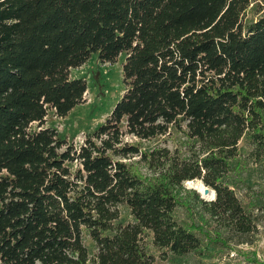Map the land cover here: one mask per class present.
I'll return each instance as SVG.
<instances>
[{
    "label": "trees",
    "instance_id": "16d2710c",
    "mask_svg": "<svg viewBox=\"0 0 264 264\" xmlns=\"http://www.w3.org/2000/svg\"><path fill=\"white\" fill-rule=\"evenodd\" d=\"M93 53L123 54V89L75 146L45 122L82 101L69 69ZM248 159L264 171V0H0V264H154L145 236L163 258L251 243Z\"/></svg>",
    "mask_w": 264,
    "mask_h": 264
},
{
    "label": "rangeland",
    "instance_id": "374dc122",
    "mask_svg": "<svg viewBox=\"0 0 264 264\" xmlns=\"http://www.w3.org/2000/svg\"><path fill=\"white\" fill-rule=\"evenodd\" d=\"M122 61L123 54L119 55L114 62H102L93 53L81 65L70 68V77H81L86 82L82 101L63 117L49 112L45 125L54 127L59 136L64 137L67 142L73 143L75 146L79 145L88 132L94 130L105 120L121 95L123 89ZM127 139L138 142L143 149L161 145L164 140H167L169 145L173 144L170 138L165 136L150 140H138L133 137H127ZM239 147L244 152L248 146L241 141ZM244 161L241 180L238 181L240 186L236 187L235 191L243 207L253 216L257 224V231L254 234L243 237L246 240H252V242L237 245L230 243L225 246L211 243L206 247L202 256L189 254L184 257L167 256L163 258L160 256L161 250L153 247L150 244V237L145 236L143 240L149 252L154 256V264H264V171L251 164L249 159ZM197 182L199 181L188 180L184 184L199 191ZM201 196L206 200L213 198L211 194L207 196L201 194ZM120 211L123 222L131 219L126 206H121ZM83 242L90 253L95 250L93 241L85 232L83 233Z\"/></svg>",
    "mask_w": 264,
    "mask_h": 264
},
{
    "label": "water",
    "instance_id": "95a60500",
    "mask_svg": "<svg viewBox=\"0 0 264 264\" xmlns=\"http://www.w3.org/2000/svg\"><path fill=\"white\" fill-rule=\"evenodd\" d=\"M199 190V188H198ZM200 191V190H199ZM201 194L203 196H207L209 193L212 194L213 193V190H211L210 188H208L207 186H204V188L202 189V191H200Z\"/></svg>",
    "mask_w": 264,
    "mask_h": 264
},
{
    "label": "bare ground",
    "instance_id": "6f19581e",
    "mask_svg": "<svg viewBox=\"0 0 264 264\" xmlns=\"http://www.w3.org/2000/svg\"><path fill=\"white\" fill-rule=\"evenodd\" d=\"M193 184V183H192ZM196 184V183H195ZM197 186L199 188L200 191H202V189L204 188V185L201 182H197ZM210 194V193H209ZM208 194V195H209Z\"/></svg>",
    "mask_w": 264,
    "mask_h": 264
},
{
    "label": "built area",
    "instance_id": "2783aa9c",
    "mask_svg": "<svg viewBox=\"0 0 264 264\" xmlns=\"http://www.w3.org/2000/svg\"><path fill=\"white\" fill-rule=\"evenodd\" d=\"M211 195H213V196H214V193H212Z\"/></svg>",
    "mask_w": 264,
    "mask_h": 264
}]
</instances>
